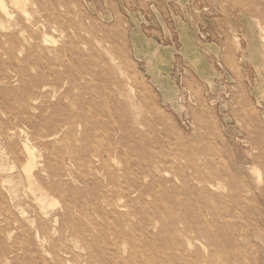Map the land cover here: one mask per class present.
Masks as SVG:
<instances>
[{
    "label": "rangeland",
    "instance_id": "rangeland-1",
    "mask_svg": "<svg viewBox=\"0 0 264 264\" xmlns=\"http://www.w3.org/2000/svg\"><path fill=\"white\" fill-rule=\"evenodd\" d=\"M0 264H264V0H0Z\"/></svg>",
    "mask_w": 264,
    "mask_h": 264
},
{
    "label": "bare ground",
    "instance_id": "bare-ground-1",
    "mask_svg": "<svg viewBox=\"0 0 264 264\" xmlns=\"http://www.w3.org/2000/svg\"><path fill=\"white\" fill-rule=\"evenodd\" d=\"M14 3H15V1H14ZM18 4V3H17ZM19 5V4H18ZM23 11V10H22ZM46 38H48V37H46ZM48 41V40H47ZM49 44V43H48ZM23 148H24V155H25V158H26V162H27V165H26V167L24 168V170H23V172H24V175H25V179H26V181H27V183L29 184V187H30V189L31 190H34L35 189V187H37L36 185H35V182H33V179L31 178L32 177V174H33V172H34V170L35 169H37V163H36V161H35V158H34V156H33V153L29 150V148L26 146V145H24L23 146ZM101 162H102V164H103V166H105L104 165V162L102 161V160H100ZM42 164V163H41ZM40 164V165H41ZM42 173V172H41ZM44 173V172H43ZM40 198H42L43 199V196L41 195V197ZM46 202V201H45ZM59 208H60V206H59ZM65 209V211H68V208H64Z\"/></svg>",
    "mask_w": 264,
    "mask_h": 264
}]
</instances>
